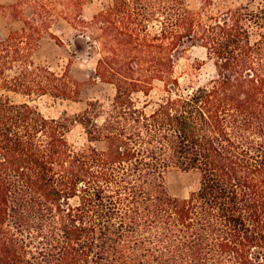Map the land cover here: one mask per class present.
<instances>
[{
  "label": "trees",
  "instance_id": "1",
  "mask_svg": "<svg viewBox=\"0 0 264 264\" xmlns=\"http://www.w3.org/2000/svg\"><path fill=\"white\" fill-rule=\"evenodd\" d=\"M213 4L197 15L186 0H110L90 22L74 14L116 93L102 112L90 101L57 118L28 101L70 95L28 58L46 19L14 13L24 26L0 38V89L28 99L0 94V264H264V0ZM192 43L216 74L184 87L175 54ZM155 81L166 94L147 112L133 94ZM75 124L84 146L69 141ZM173 168L198 174L189 197L169 194Z\"/></svg>",
  "mask_w": 264,
  "mask_h": 264
},
{
  "label": "rangeland",
  "instance_id": "2",
  "mask_svg": "<svg viewBox=\"0 0 264 264\" xmlns=\"http://www.w3.org/2000/svg\"><path fill=\"white\" fill-rule=\"evenodd\" d=\"M109 1L81 0V6L78 8L75 0H0V38L2 39H6L11 32L20 31L24 26L23 21L14 13L28 19L36 11L37 16L34 17L37 20L46 19L47 25L42 28L28 58L34 67L47 68L62 78L61 85L70 94L69 97L47 94L28 100L38 106L46 117L57 118L65 112L68 115L82 113L90 101H99L102 112L112 102L116 93L115 86L102 81L97 76L99 44L91 37V32L78 23L74 15L78 13L80 19L90 22L96 14L105 9ZM213 2V12H226L245 5L248 0H213ZM186 6L200 15L203 0H186ZM151 30H158V26L151 27ZM182 49L175 54L174 76L184 87L203 84L216 74L213 61L207 57L203 46L192 43ZM20 66H22L20 62H14L12 67L5 70V75L8 77L16 75ZM38 72L40 73V70ZM0 94L9 95L18 102L28 99L2 89ZM165 94L162 82L155 81L150 95L145 96L142 92H138L133 94V99L139 106L146 104V110L150 112ZM98 121L102 122V117ZM68 138L76 147L88 143L85 130L80 124L74 125ZM93 145L98 149L106 148L105 142H97ZM164 180L169 194L179 198L189 197L199 185V176L196 172L178 168L167 171Z\"/></svg>",
  "mask_w": 264,
  "mask_h": 264
}]
</instances>
